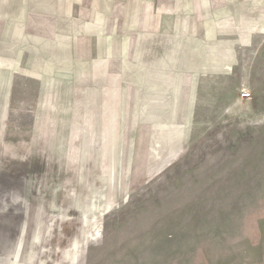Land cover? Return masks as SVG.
<instances>
[{"label": "rangeland", "instance_id": "obj_1", "mask_svg": "<svg viewBox=\"0 0 264 264\" xmlns=\"http://www.w3.org/2000/svg\"><path fill=\"white\" fill-rule=\"evenodd\" d=\"M255 14L263 33L196 91L191 71L145 84L129 43L98 31L85 51L58 32L0 52V264H264V5ZM114 136L132 148L121 168Z\"/></svg>", "mask_w": 264, "mask_h": 264}, {"label": "crops", "instance_id": "obj_2", "mask_svg": "<svg viewBox=\"0 0 264 264\" xmlns=\"http://www.w3.org/2000/svg\"><path fill=\"white\" fill-rule=\"evenodd\" d=\"M259 5L264 0H0V52L4 59L22 34L52 44L58 32L71 37V47L82 36L76 47L82 51L98 31L129 43L130 64L145 70V84H178L182 73L191 71L196 91L203 79L228 75L235 46L248 48L263 33L259 27L250 30V14L256 15ZM94 13L101 23L90 21ZM57 18L67 21L65 30L58 31ZM13 51L30 52V47Z\"/></svg>", "mask_w": 264, "mask_h": 264}, {"label": "bare ground", "instance_id": "obj_3", "mask_svg": "<svg viewBox=\"0 0 264 264\" xmlns=\"http://www.w3.org/2000/svg\"><path fill=\"white\" fill-rule=\"evenodd\" d=\"M106 147H107V149L110 148V151L112 152V154L115 153V156H113V159H116V157H118L117 161L120 164L119 168H121L122 165L125 163L124 161H126V160L128 161L131 159V153H132L131 146H129V148L126 152V155H125L124 144L120 140H117V138L115 136H114V139L112 141H110V143L106 144ZM126 156H127V158H126Z\"/></svg>", "mask_w": 264, "mask_h": 264}, {"label": "built area", "instance_id": "obj_4", "mask_svg": "<svg viewBox=\"0 0 264 264\" xmlns=\"http://www.w3.org/2000/svg\"><path fill=\"white\" fill-rule=\"evenodd\" d=\"M239 96L242 100H247L251 98V93L246 89H242L239 93Z\"/></svg>", "mask_w": 264, "mask_h": 264}]
</instances>
